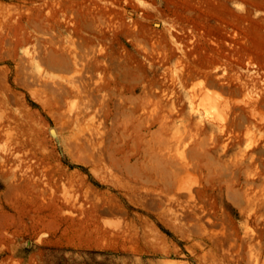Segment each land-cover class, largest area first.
I'll use <instances>...</instances> for the list:
<instances>
[{
	"label": "rangeland",
	"instance_id": "rangeland-1",
	"mask_svg": "<svg viewBox=\"0 0 264 264\" xmlns=\"http://www.w3.org/2000/svg\"><path fill=\"white\" fill-rule=\"evenodd\" d=\"M17 22L79 60L94 48L91 71H76L93 91L61 108L14 52ZM206 89L224 104L219 125L191 109ZM169 146L199 160L182 176L205 186V231L143 191L164 190L152 176L169 170ZM247 198L264 201V0H0V264H264V211L249 217ZM242 239L234 263L225 250Z\"/></svg>",
	"mask_w": 264,
	"mask_h": 264
},
{
	"label": "bare ground",
	"instance_id": "bare-ground-1",
	"mask_svg": "<svg viewBox=\"0 0 264 264\" xmlns=\"http://www.w3.org/2000/svg\"><path fill=\"white\" fill-rule=\"evenodd\" d=\"M40 20L41 19H39V21ZM45 20H49V19H45ZM34 22H35L34 24H36V21H34ZM37 23H38V21H37ZM31 24H32V22H31ZM37 25H39V24H37ZM35 30H37V29L35 28ZM39 31H40V29H39ZM45 31L43 30L44 33H45ZM47 32L50 34L49 31H47ZM51 32H52V30H51ZM10 34H11V37H12L11 43L13 45L14 52H16V50L18 48L24 47L23 55H22V58L20 57V61H22V62L25 63V68L33 67V66L36 67V69H37V74L36 75H38V76H36V75L35 76L38 79H41L43 82H47L48 79H51L52 80V86H53V84L56 85L55 86V89L52 88V91H50L51 88H48V89H50L49 91L51 93L53 92V94H52L53 96L51 95L52 96V99L55 100V101H57V102H59L61 108H62V106H64L63 98L67 97L68 95H71L72 94V95L75 96L77 94H80V93L82 94V93L85 92L84 95L86 97V92H88L89 90L88 89H85V87L87 86V84L89 82L87 83L88 80H82L83 81V85L80 82L81 85L79 86L78 85L79 83L78 84L76 83L77 82L76 81L77 80V75H76L77 73H76V71L80 72V73H78V76H79V74H82V71H84V70L87 71V69H88L89 71H91V68L90 67H92L91 66V64H93L92 62H95L98 59V57H99V55H97V53L95 52L96 50H94V48H90L89 50H87L83 54H81V58L79 57L80 58V60H79L76 57V55H72L73 54V51L72 50H69L66 46L65 47H61L57 42H54L52 40V36L51 35H50L51 36V39L48 36L49 34L46 35L47 38L39 37V36H37L36 33H33L32 31H29V32L28 31H25L24 26L21 23L19 24V22H17L15 25H13L11 27ZM31 37H35V38H34V41H33V45L32 46H29V44L31 43V40H30ZM78 56H80V54ZM19 63L20 62H17V65H19ZM61 70H65V71L68 72L67 74H71V75L57 77V76H55V75H53V74L50 73V72L53 73L55 71H61ZM86 73L87 72L83 73V75H85ZM91 74H92V72L90 73V76H92ZM204 75L207 78H209V83L212 85L213 84L212 83L213 81H216V80L218 81L219 80V78L221 77L222 73L220 75V72L217 73L215 71L214 73L211 74L210 71H205L204 72ZM82 76L80 75V77H82ZM86 76H87L86 78L88 79V75L87 74H86ZM90 76H89V79L91 78ZM23 77H24V75H23ZM83 77H85V76H83ZM19 79H21V78H19ZM23 79H26V78L24 77ZM85 82L87 84H85ZM47 84H44V85H47ZM49 84L51 85V83H49ZM49 84H48V87H52V86H49ZM89 85H91V84H89ZM93 86L94 85H92V88H93ZM90 88H91V86H90ZM45 90H47V89H45ZM207 90L208 89H206L201 94L199 103L194 104L193 101L191 102V109L193 111H195V110L196 111L201 110V112L204 113L205 116L207 117L208 122H210V124L219 125V123L222 122L221 112H222V109H223L224 104L219 99L220 97H218L219 96L218 94H217L218 96H216L215 94H212L213 92L211 93V92H209L210 90L209 91H207ZM92 91H93V89L91 91H89V92H92ZM91 97H93V96H90V98ZM90 98L88 97V100ZM88 100H86V101H88ZM90 102H88V103H90ZM84 103H86V102L84 101ZM251 109L253 110V105H252V108ZM68 110L69 111H67V112L70 115L69 116L67 115V116L68 117H70V116L73 117L76 123H79V121H81L82 119H84L85 117H87L89 115L88 109H81V108L78 109L77 108V111H75L74 113H73L72 109H68ZM89 129H91V128H89ZM82 131H84V130H82ZM51 133H52V135L56 136L58 132L56 133V131L52 129L51 130ZM17 138L20 139V137H17ZM86 141L89 143L88 145H89V147H91V149L92 148L93 149H100L101 148V144H100L101 143V137L98 135V133L96 131H91L90 134L88 135V137L86 138ZM17 143L18 144H26V143H28V140L25 137L23 139V141L19 140ZM183 146H185V145L183 144ZM178 147L181 148L180 146H178ZM198 147L199 146H197V148ZM202 148L203 147H201V150H202ZM171 151H172V146L171 147L169 146L168 147V150L166 151V154H167L166 156H167L168 160H167V162H165V163H167L170 166L169 170H166L165 168H163L162 169L163 171L161 170L160 171V174H157L156 173V174H154V176H152L153 177L152 178L153 185H156L157 186V185L161 184L162 187L164 188V190L161 191L160 189H155V190H152V189H150V190L149 189H143V191H145V193H147V194H149L151 191L155 192V194H157V197L158 198H161V202H162V205H163L162 207H164V210L166 212H168L170 216H173L174 219L179 220V221L184 220L186 222H192L194 226L199 227L198 229H202L203 231H205L206 230V224H208V223H206V221L208 222L209 218L207 217L208 214H205V211H204L205 205L203 204V202H204L203 201V196L200 194L201 192H203L205 186L204 185H200V184H195V185L190 184V182H188V181H191V179L188 180V178L186 179L185 177H183L184 175L182 176V173L184 171H187V169L189 168V165L191 163V159L192 158L190 159V157H187L185 154H183V152H182V154H180L181 153V150H179L180 153L178 152L180 154L179 157L174 156L171 153ZM192 161H193L192 162L193 165L195 167H198L199 168V160L193 158ZM207 164H208V162H207ZM191 166H192V164H191ZM228 166H230V164ZM222 167L224 169V166H222ZM192 168H194V167L192 166ZM220 169H222V168H220ZM228 169H230V168H228ZM210 171L208 170L209 173H210ZM188 173L190 174V172H188ZM226 173H227V171H226ZM192 174H194V173H192ZM233 176H234V174H233ZM197 178H198V176H197ZM236 179H237V177H236ZM195 180H197V179H195ZM228 187H230V186H228ZM227 192H228V190H227ZM244 209L245 210H248V209L251 210V212L249 213V217H254L255 219H258V217H259V214L258 213H259L260 209H263V211H264V201L255 202L252 198H247L245 200V207H244ZM210 218H211V216H210ZM173 221H175V220H173ZM193 225H191L192 228H193ZM224 227H221L222 230L224 229ZM228 229H229V227H228ZM182 231H183V229H182ZM229 231L230 230H228V232ZM217 232H219V231H217ZM225 232H227V231H225ZM223 233H224V231H223ZM223 233H222V235H223ZM197 234H198V232H197ZM223 239H225V238H223ZM214 241L217 242L219 240L216 237V238H214ZM245 242H246V239H242V241H241L240 244L237 243L238 245H235V242L233 240V244L235 246H233V248H231V247L226 248L225 251L228 253V255H232V252H235V253H233L234 254V257H235L234 258V263L235 262L236 263L239 262L243 258L242 250H243V247L245 245ZM198 243H199V241H198ZM225 243H226V245L228 244L227 242H225ZM230 244L232 246V242ZM262 246L264 247V239H263V242L260 245L259 252H261V249H262L261 247ZM221 252H222V250H221ZM249 253H251V251ZM247 255L249 256V258H251V256L248 253H247ZM257 260H259V259H257ZM250 261H251V259H250ZM247 262L249 263V259H248Z\"/></svg>",
	"mask_w": 264,
	"mask_h": 264
}]
</instances>
